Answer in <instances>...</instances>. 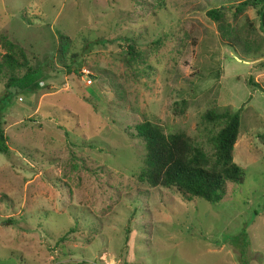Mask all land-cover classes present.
Instances as JSON below:
<instances>
[{
	"label": "rangeland",
	"instance_id": "374dc122",
	"mask_svg": "<svg viewBox=\"0 0 264 264\" xmlns=\"http://www.w3.org/2000/svg\"><path fill=\"white\" fill-rule=\"evenodd\" d=\"M241 1L0 0V59L3 38L53 65L6 99L0 72V264H264V32L255 8L232 19ZM213 107L239 110L240 184L211 204L136 180V123L206 146Z\"/></svg>",
	"mask_w": 264,
	"mask_h": 264
},
{
	"label": "trees",
	"instance_id": "16d2710c",
	"mask_svg": "<svg viewBox=\"0 0 264 264\" xmlns=\"http://www.w3.org/2000/svg\"><path fill=\"white\" fill-rule=\"evenodd\" d=\"M245 7L255 8L259 27L264 32V0L241 1L234 7L232 19H237ZM205 14L215 22L224 20L223 13L216 9H209ZM56 36L55 60L65 67L64 58L70 40L63 34L58 33ZM1 40L4 53L0 59V72L6 75L3 84L7 95L5 99L13 91L34 93L40 89L42 79L46 76V68H53L50 65L51 58L30 64L21 49L3 38ZM124 41L130 42L127 39ZM130 43L122 58L126 66H131L138 59L134 43ZM15 53L21 58L20 61ZM66 71L69 72L68 67ZM73 72L79 73V70ZM85 77L88 78V75L83 78ZM2 103L5 104L0 101V154L7 156L9 149L1 127ZM200 124L206 146L181 132L164 133L158 125L148 120L136 123L133 126L134 136L141 141L144 150L136 180L149 187L172 189L184 198L196 197L211 204L222 199L227 183L240 184L243 180L242 170L233 162L231 154L238 133L239 110L231 111L227 107L206 109L200 116Z\"/></svg>",
	"mask_w": 264,
	"mask_h": 264
},
{
	"label": "built area",
	"instance_id": "2783aa9c",
	"mask_svg": "<svg viewBox=\"0 0 264 264\" xmlns=\"http://www.w3.org/2000/svg\"><path fill=\"white\" fill-rule=\"evenodd\" d=\"M85 79L87 80L86 83L89 84V80L85 77Z\"/></svg>",
	"mask_w": 264,
	"mask_h": 264
}]
</instances>
